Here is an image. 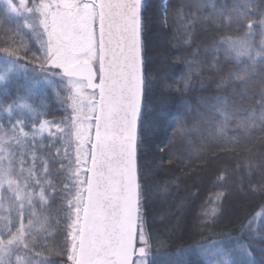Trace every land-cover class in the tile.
<instances>
[{
	"label": "snow or ice",
	"instance_id": "obj_1",
	"mask_svg": "<svg viewBox=\"0 0 264 264\" xmlns=\"http://www.w3.org/2000/svg\"><path fill=\"white\" fill-rule=\"evenodd\" d=\"M0 5L8 19L24 18L16 27L0 20V55L7 61L0 84L19 72L53 86L59 78L65 91L54 89L55 96L68 113L50 120L26 96L0 101V113L9 118L0 121V264H150L153 247L165 242L154 245L146 231L143 0H0ZM184 7L181 3L174 14ZM212 7L202 18L205 24L234 27L209 41L205 55L196 50L192 59L175 57L186 67L176 91L188 92L207 62L218 74L217 89H229L232 99L198 98L206 112L197 108L191 127L179 119L172 137L156 143L152 165L158 172H178L179 180L217 164L220 153L235 155L231 172L242 170L249 177L247 190L264 195V0ZM161 23L167 26L166 13ZM229 60L240 66L228 67ZM189 131L199 132L201 143L185 138L177 147L176 138ZM228 176L224 166L213 183L227 184ZM226 199V190L218 191L215 204L202 210L205 228L215 224ZM219 235L200 245L203 264H258L255 254L264 256V230L251 221L236 235Z\"/></svg>",
	"mask_w": 264,
	"mask_h": 264
},
{
	"label": "trees",
	"instance_id": "obj_2",
	"mask_svg": "<svg viewBox=\"0 0 264 264\" xmlns=\"http://www.w3.org/2000/svg\"><path fill=\"white\" fill-rule=\"evenodd\" d=\"M200 2L205 0H143L142 39L145 45L147 86L140 130L145 141L142 146L141 161L146 197L144 202L146 231L151 234L154 245L158 240L165 242L164 247H153L149 257L150 264H185V262L203 264L204 257L200 245L211 243L213 239H220V233L236 235L241 225H247L250 221L255 229L264 230V195L253 194L247 190L249 177L242 170L231 172L232 167L237 163L235 155L220 153L217 164L206 165L205 170H198L192 176H181L179 180H175V176L179 175L178 172H158L154 167L149 171L156 143L159 142L162 146L172 137L178 120L183 117L191 127L192 121L196 118V109L206 112L203 105L197 104L198 98L219 95L232 99L229 89H217L218 74L210 69L207 62L201 65L203 71L199 75H193V86L188 92L176 91L177 87L182 88V84L177 85L176 82L185 72L186 67L184 61L175 57L186 56L192 59L191 54L196 50H199L201 55H205L204 46L209 41L230 32L234 27L216 28L212 24H205L202 19L213 12L212 5L219 8L222 3L231 5L233 0H206L208 6L197 9L195 5ZM181 3L185 5L182 14H174L173 10ZM165 13L168 16L167 26L161 23ZM3 17L0 15V20H3ZM158 28L162 34L164 33L165 38L164 36L163 38L167 44L163 50H160V58L171 65L159 74L154 72L153 65L156 61L155 58L151 60L152 53L147 40ZM258 29L259 26L257 31ZM188 37H191L192 41L190 46L184 43ZM0 58L5 60L3 55H0ZM226 63L228 67L240 66L235 65L232 60ZM57 81H60L59 78ZM61 82L65 84L64 81ZM17 96L28 97L29 102L44 111L50 120L59 119L67 114L64 105L57 101L55 91L51 87L38 84L29 77L12 76L7 84L0 86V101L5 104ZM184 100L190 102L189 107L184 106L182 103ZM6 116V113H0V121L6 119ZM161 123L162 127L159 126ZM199 136V132L189 131L185 137L176 138L177 147L181 146L185 138H191L199 145L201 143ZM201 165L202 162L198 161L197 167ZM224 166L229 169L227 184H214L215 176ZM257 179V176L251 177L252 181ZM165 182L170 183L174 195L161 190L165 188ZM221 190H226L227 196V199L220 204L221 214L217 216L214 225L205 228L201 223L202 210L210 209L215 204L214 194ZM255 259L259 264L264 260V256L257 252Z\"/></svg>",
	"mask_w": 264,
	"mask_h": 264
},
{
	"label": "rangeland",
	"instance_id": "obj_3",
	"mask_svg": "<svg viewBox=\"0 0 264 264\" xmlns=\"http://www.w3.org/2000/svg\"><path fill=\"white\" fill-rule=\"evenodd\" d=\"M151 5H152V2H151ZM153 6V5H152ZM0 15L4 16L3 17V21L8 24L9 26L11 27H16L18 24L19 25H23V20L24 18L23 17H16V16H13L11 17V19H8L7 17H5L4 15V12H3V5H0ZM143 15V14H142ZM154 34L148 38V45L150 46V52L152 53L151 54V60H154L155 58V65L154 66V72L155 73H160V72H164L166 71V69H168L171 65L167 64L163 58H160L161 55L159 54L160 53V50H163V48H165L167 46V44H165V36L160 32V29L158 28V30L156 32H153ZM164 36V38H163ZM6 64H7V61L0 58V73H3L5 67H6ZM12 76H18V77H26L25 74L23 72H19V73H13V74H10V77ZM31 76V72L28 73V76L27 77H30ZM38 84H43V85H46V86H49L51 87L53 90L54 89H59L61 91V93H64L65 91V84H63L61 81H56V84L55 86L53 85H50L48 84L46 81H44L43 79H40L39 81H36ZM3 85V84H0V86ZM65 109H66V105H64ZM70 111V110H69ZM68 114V113H67ZM66 114V115H67ZM8 118V116H6V119H4L3 121H6ZM60 119V118H59ZM59 119H56V120H59ZM151 164V163H150ZM152 168H153V165L151 164L149 166V171H152ZM202 172H200V175H201ZM202 176V175H201ZM197 181V179H196ZM162 191L164 192H171L173 195H174V191L172 190V187L170 185V183H167V185L165 186V188L161 189ZM235 202V201H234ZM237 204V202H235Z\"/></svg>",
	"mask_w": 264,
	"mask_h": 264
},
{
	"label": "water",
	"instance_id": "obj_4",
	"mask_svg": "<svg viewBox=\"0 0 264 264\" xmlns=\"http://www.w3.org/2000/svg\"><path fill=\"white\" fill-rule=\"evenodd\" d=\"M143 14V13H142ZM145 93V91H144ZM143 104H144V97H143ZM142 113H143V106H142ZM142 117V116H141ZM140 124H141V120H140Z\"/></svg>",
	"mask_w": 264,
	"mask_h": 264
}]
</instances>
